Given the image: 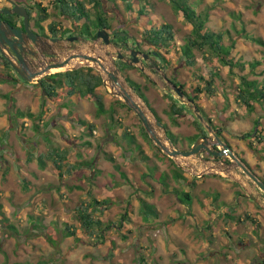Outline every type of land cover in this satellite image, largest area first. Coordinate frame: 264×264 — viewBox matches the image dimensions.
<instances>
[{
	"label": "rangeland",
	"instance_id": "1",
	"mask_svg": "<svg viewBox=\"0 0 264 264\" xmlns=\"http://www.w3.org/2000/svg\"><path fill=\"white\" fill-rule=\"evenodd\" d=\"M188 2L196 12L202 15L207 12L205 25L209 29L226 31L222 38L224 45L235 39L229 56L234 62L243 64V70L237 65L231 74L228 66L220 65L214 56L209 54L206 59L196 49L193 51L194 64L186 65L178 47L190 33L191 25L180 11H174L168 0H108L104 2L105 16L111 30L127 32L132 41L137 40L144 49L156 53L153 54L156 66L148 68L154 81L140 69L136 71L135 66L123 69V73L142 84L147 102L177 137V145L186 146L193 141L186 137L196 131L200 134L202 126L186 108L185 116L175 118V122L168 115L169 96L172 95L163 76H173L185 91H189L194 83L202 82L199 76L209 78V72L215 67L219 75L213 79L214 95L203 92L196 103L212 125L222 131L226 129L223 133L230 144L264 179V160L258 150L249 148L247 143L250 140L259 148L261 145L251 136L242 137L255 128L254 119L257 118L256 128L264 134L263 107L255 103L254 109L248 112L234 98L237 75L244 74L259 83L264 81V46L250 38H261L264 42V0ZM14 3L28 6L34 18L40 12L39 7H45L48 14L42 22L45 33L51 22L61 29L74 28L70 19L53 6V0H0V8H10ZM138 7H143L146 19L139 17ZM87 8L93 13L90 5L87 4ZM162 23L172 26L174 45L167 52L162 49L156 52L142 40V31ZM119 39L116 38L117 42ZM165 57L169 58L168 64ZM0 70L3 69L0 67ZM35 83L18 79L10 82L11 86H0V264H250L261 255L264 210L244 196L238 184L208 173L196 178L195 185L191 186L189 181L194 177L182 169L184 181L171 179L172 164L157 156L133 124V111L120 106L104 85L97 86L95 93L100 94L104 108L109 110L99 114L96 102L81 93L67 96L60 93L63 87L56 88L59 96L52 100ZM113 109L111 121L108 114ZM18 110L23 115H19ZM29 111L32 117L27 116ZM75 116L93 125L91 134ZM124 130L133 134L134 143L130 144L124 137ZM204 134H207L205 129ZM137 144L145 154H140ZM49 147L66 151L67 160L74 163L75 168L70 173L58 175L50 161L44 168L39 166L36 155L26 161L28 152L37 154ZM108 155L114 161H109ZM143 155H147V159ZM152 166L167 173L168 188L164 189L156 181V172L152 174L150 170ZM89 187L97 199L109 201L101 214H94L104 225H110L102 235L89 236L78 229L75 209L80 200L87 199ZM175 189L189 191L191 203L181 202ZM139 198L155 206L157 217L141 218ZM223 203L226 208L236 207L235 213L239 215L248 212L258 224L249 220L225 221L219 216L220 210L225 209ZM125 213L123 225L118 227ZM8 225L14 228L9 229ZM66 225L75 228L74 235H65Z\"/></svg>",
	"mask_w": 264,
	"mask_h": 264
},
{
	"label": "trees",
	"instance_id": "2",
	"mask_svg": "<svg viewBox=\"0 0 264 264\" xmlns=\"http://www.w3.org/2000/svg\"><path fill=\"white\" fill-rule=\"evenodd\" d=\"M105 1L108 0H53V6L58 9L59 13L68 19H70L71 25L74 27L73 30L70 28H64L61 29L58 25H56L55 22H51L47 25V30L49 31V36L52 37H58L63 38L68 35H82L86 38H95L96 31H99L101 29L104 30H110V24L108 23V20L106 18V9H105ZM171 7L176 12H181L186 22H188L191 25V31L186 36V39L184 43L178 47L180 49V57L183 58L184 63L186 65H193L195 62L194 57V50H199L202 53V56L206 59H208V55L211 54L214 56L220 65L228 66L229 72L233 74V68H235L237 65H239V69L243 70V64L236 63L232 60V58L229 56L230 49L233 47L235 43V39L231 40V43L229 45H224L222 43V38L224 35L225 30H213L209 29L205 23L208 19L207 12L203 15L200 12H196L192 5L188 2V0H168ZM87 4L90 5L93 9V13L89 11L87 8ZM38 6H40L38 4ZM127 7L130 8V4H127ZM47 9L45 7H39V13H36V17L33 19L35 26L42 31L44 35L46 33L44 32V27L42 25V22L48 17ZM117 14L121 15L118 9H115ZM30 15V13H28ZM138 14L140 18L146 19L147 15L145 14L143 7H138ZM93 15L92 19L90 16ZM14 15H8V14H2L0 15V18L4 21L10 22V18H12ZM13 24V23H12ZM70 31V33H68ZM118 35V34H117ZM142 37L148 45L152 46L153 49L158 52L159 49L164 50L165 52L168 51V48H171L174 45V31L172 29V26L166 23H162L160 25H151L149 27H146L142 31ZM244 35V34H243ZM48 36V35H47ZM245 35L244 37H246ZM118 37V36H117ZM119 38V37H118ZM252 41L256 42L259 45L264 46V42L261 38H253L250 37ZM121 39V38H120ZM158 54V53H157ZM5 62V59L0 56V61ZM164 60L168 64L169 58L165 57ZM117 67L120 69L121 73L126 78L127 82L132 86V88L140 95V97L146 102V97L142 91V88L140 87V84L134 81L129 75L123 73L124 68L127 67V65L122 66L118 62H115ZM254 64H252V67ZM123 68V69H122ZM214 70H211L209 72V78L203 77L202 75L199 76L200 80L199 83H194L193 87L190 90V93H187L183 89V85L180 84L179 88L183 89L184 93L189 97L190 100L197 101L200 94L203 92H206L208 96H213L215 93V86L213 84V79L219 75V72L216 70V68H213ZM238 82L234 84V90L235 100L241 104L246 111H252L254 109V104L258 103L260 106L263 107L264 110V81L259 83L256 79H248L244 74L237 75ZM17 79H13L11 75L8 74L5 70H0V83L2 82H15ZM173 84L177 85L175 82H172ZM179 83V82H178ZM37 84L42 88L44 91V94L46 97L57 100L58 95V88H62L64 90H61L60 93H64V95L72 96L77 95V93L83 94V97L90 99L94 102H96L97 105V112L100 113H106L109 109L104 108L103 101L101 99L100 94L95 93V88L99 85H102L101 78L98 75L96 71H94L91 67H83L79 68L73 71H65V72H56L50 75L45 76L42 79H39ZM57 88V89H56ZM169 96V95H168ZM120 106L125 107L129 109L125 104L120 102L117 99ZM169 106H168V115L172 116V120L175 122V118L179 117L183 111L184 107L177 102L173 97L169 96ZM149 105V103L147 104ZM197 105V103H196ZM200 112L201 108L199 105H197ZM155 116L161 120V118L157 115V113L154 111L153 108H150ZM131 110V109H129ZM116 111V110H115ZM19 115H23V112L17 111ZM113 111L108 114L109 120H113ZM204 116V114H202ZM27 116L32 117L33 113L28 112ZM77 118V121L80 125L86 126L89 134H91V130L93 128V125L90 123H87V121L80 119L79 117L75 116ZM205 117V116H204ZM258 119H254V125L255 128H253L250 132L245 133L242 135L243 138H249L250 136L261 145V148L258 146L253 145L252 141H248L247 145L249 148H254L256 151L258 150L261 159L264 160V134L261 135L259 131L257 130V123ZM197 121V120H196ZM209 124L211 125L210 121L208 120ZM198 123V121H197ZM133 124L139 128V131L141 132V135L149 141L153 149L156 151V154L159 158H162L163 160L169 161L173 169L171 172H169L171 179L181 182L184 181L183 177V171L173 162L172 159H170L168 156L164 155L156 146H154L149 139L148 135L144 131L143 127L140 124V121L136 117V115H133ZM257 124V125H256ZM199 127V126H198ZM257 127V128H256ZM35 128H37V125H35ZM164 128L166 130V133L168 137L171 139V141L177 145V137L171 132V130L166 129L165 125ZM200 128V127H199ZM202 134H204L203 129L200 128ZM125 134L124 137L128 139V142L130 144L134 143V136L132 133H129L128 131L124 130ZM193 138L194 137H189ZM87 144H89V141H86ZM136 148L140 152V154H145L144 150L141 148L139 144L136 145ZM36 155L37 162L40 167L44 168L47 161L51 162L52 167L57 171L58 175H62L64 172L70 173L73 168H75L74 163H70L67 160L66 151L61 152L60 148H47L45 151H40L37 154H34L33 151L27 153L26 161L29 162L34 156ZM109 161H114V158L111 155H108ZM144 159H147V155H143ZM62 166H66L65 169H62ZM114 167L116 169L119 168L117 164H114ZM153 172H156V181L163 186L164 189L169 187L170 180L168 179L167 173L165 171H159L156 166H152V169H150ZM120 173L125 177V174L120 171ZM165 175V176H164ZM197 177H194L192 181H189V184L191 186L195 185V179ZM198 179V178H197ZM25 184H27V180H22ZM264 181V180H263ZM188 182V181H187ZM175 194L177 198L183 202V203H191V197L189 191H185L183 189H175ZM86 196L87 199H82L77 204L75 209V216L77 218L80 230L89 235L92 236L94 234L102 235V232L104 229H107L110 227V225L106 224L104 225L102 223V220L95 216L94 214H101L105 209L106 205H108L109 201L103 199L99 200L97 199L93 192L92 188L89 187L86 190ZM218 196V194L216 195ZM215 195L213 196V200L216 201L217 197ZM245 196V195H244ZM223 205H225L223 203ZM219 205H216L218 207ZM230 208V209H229ZM1 209V204H0ZM237 210L236 207H227L226 210H223L219 213V216H222L225 221H235V222H243V221H251L252 224L257 225L258 222L256 219L251 217V215L248 212L243 213L242 215H239L235 213ZM1 211V210H0ZM138 213L140 214L141 218L143 220H147L150 216L157 217V210L155 206L147 202L145 199L139 198V208ZM125 214L121 215V222H119V226L123 225V221L125 219ZM2 220V219H0ZM3 222V221H2ZM36 226V224H33ZM9 229H13L14 227L11 225H8ZM75 228L72 227L70 229V225H66V236L74 235L75 234ZM8 233H11L8 232ZM109 256H112V253H108ZM251 264H264V249L259 255V257Z\"/></svg>",
	"mask_w": 264,
	"mask_h": 264
},
{
	"label": "water",
	"instance_id": "3",
	"mask_svg": "<svg viewBox=\"0 0 264 264\" xmlns=\"http://www.w3.org/2000/svg\"><path fill=\"white\" fill-rule=\"evenodd\" d=\"M1 14H16L23 19V28L20 29L0 18V55L22 80L37 83L39 79L56 72L91 67L100 76L107 92L133 111L152 144L172 159L180 169L197 177L212 173L231 180L243 189L248 199L264 210V181L218 135L217 130L205 120L194 101L163 76L172 97L196 116L207 133L197 137L188 149H178L168 137L161 120L155 116L113 62L116 58L123 59L122 50L111 41L106 30L97 31L93 39L84 36L51 38L32 32L28 22L29 14L23 5L2 7ZM128 52L132 59L127 63L137 66L154 81L153 74L138 59L139 52L133 49ZM152 54L156 55L154 52ZM140 55L144 60L148 59V54ZM203 152L225 158L226 161L204 159L201 156Z\"/></svg>",
	"mask_w": 264,
	"mask_h": 264
},
{
	"label": "flooded vegetation",
	"instance_id": "4",
	"mask_svg": "<svg viewBox=\"0 0 264 264\" xmlns=\"http://www.w3.org/2000/svg\"><path fill=\"white\" fill-rule=\"evenodd\" d=\"M14 4H16V3H14ZM21 3H19V5H20ZM21 5H23V6H25L26 8H27V12L28 13H30V15H29V18H28V22L29 23H31L30 25H29V27H30V29L32 30V32H34V33H36V34H39V35H44L43 33H42V31L41 30H39L38 28H34L33 27V25H35L34 24V17H33V15H32V13H31V10H30V8L28 7V6H26V5H24L23 3L21 4ZM12 6H13V4H12ZM11 6V7H12ZM10 7V8H11ZM8 8V7H7ZM2 15V14H1ZM8 15H14L12 18H10V24L11 25H13V26H15V27H18V28H20V29H22L23 28V19H22V17H20V16H18V15H16V14H8ZM33 21V22H32ZM7 22V21H6ZM9 23V22H8ZM13 23V24H12ZM107 31V33L109 34V36H110V39H111V41H113L116 45H118L119 46V48H120V50H122L121 51V53H122V56H123V59H115L116 60V62H118L120 65H122V66H124L125 67V65H127V67H125L124 69H125V71H126V69H129L130 67H132V66H135V65H129L127 62L128 61H130L131 59H132V56H131V54L128 52L130 49H133V50H135V51H137V52H139V54L137 55V57H138V59L140 60V61H142L143 62V64L145 65V67H147V68H150V69H152V68H154L156 65V61L157 60H155V58H154V56H153V52L151 51V50H149V49H144L141 45H140V43L137 41V40H133L132 41V37L131 36H129L128 35V33L127 32H123V31H114V30H106ZM46 35H44V36H47V37H51L52 38V36H49V31L48 30H46ZM121 33H124V35H121ZM118 34V35H117ZM69 36H82V35H68V36H65V37H63V38H67V37H69ZM120 38L121 36H122V38L121 39H119L118 37ZM130 37V38H129ZM55 38H58V37H55ZM116 38L117 39H119L120 41L119 42H117V40H116ZM129 40H131V41H129ZM148 46H150V45H148ZM140 53H146V54H148V59L147 60H144L142 57H141V55H140ZM1 56V55H0ZM2 57V56H1ZM8 65V63H7V61L5 60V62H3L2 60L0 61V67H1V69H3V70H5L6 72H8V74L9 75H11L12 76V78L13 79H21L20 77H18L17 75H16V73L14 72V70L12 69V68H10V67H8L7 66ZM155 65V66H154ZM123 69V68H122ZM136 71H139V68L137 67V66H135V68H134ZM120 70V69H119ZM44 78V77H43ZM171 82H175L177 85L176 86H178L179 87V85H180V83H178V81H176L175 80V78L173 77V76H171V77H169L168 78ZM16 80V81H17ZM22 80V79H21ZM22 82H24V80H22ZM142 85V84H141ZM140 85V87L143 89V87ZM183 90V89H182ZM184 92V91H183ZM187 93H190V90L189 91H186ZM145 95V94H144ZM146 97V96H145ZM147 100V99H146ZM194 103L196 104V102L194 101ZM197 106V105H196ZM149 107L150 108H152L151 107V105H149ZM155 111V110H154ZM202 111V110H201ZM184 112L185 111H183V113L178 117V119L179 118H183V116H185V114H184ZM203 113V112H202ZM205 115V114H204ZM205 117L208 119V120H210L209 118H208V116H206L205 115ZM161 122L163 123V125H165V127H166V129H169L168 128V126L166 125V123L161 119ZM210 123H211V121H210ZM211 125H212V123H211ZM213 126V128L215 129V130H217V133H218V135L221 137V138H223L227 143H228V145L231 147V149L233 150V151H235L236 153H237V155L252 169V171L254 172V173H256L261 179H262V176L260 175V173H259V171H258V169H256V167L253 165H251V164H249L247 161H246V159L239 153V152H237L236 151V149L230 144V142L227 140V138H226V136H225V134L223 133L224 131H226V129H223V131H222V128H220V127H217L216 125H212ZM170 130V129H169ZM204 132V131H203ZM227 132V131H226ZM202 135H206V134H202V132L199 134H197V131H196V133L194 134V135H192V136H187L186 137V139H188L189 137H194V140L192 141V142H194L195 140H196V138L197 137H199V136H202ZM185 140V139H184ZM192 142H189L186 146L184 145V144H182V145H177V146H179L178 148H182V149H188L189 148V146L191 145V143ZM178 144V143H177ZM216 147V146H215ZM217 148V147H216ZM201 156L204 158V159H207V160H220V161H226V159L225 158H221V157H217V156H213V155H211V154H209L208 152H203L202 154H201ZM184 173H189V172H184ZM205 175V174H204ZM204 175H202V176H204ZM202 176H200V177H202ZM192 177H197V176H194V175H192ZM262 180H264V179H262ZM221 212V211H220ZM251 264V263H250Z\"/></svg>",
	"mask_w": 264,
	"mask_h": 264
},
{
	"label": "crops",
	"instance_id": "5",
	"mask_svg": "<svg viewBox=\"0 0 264 264\" xmlns=\"http://www.w3.org/2000/svg\"><path fill=\"white\" fill-rule=\"evenodd\" d=\"M10 82H2V83H0V86H4L5 84H7V85H9V86H11V84H9ZM180 103V102H179ZM181 104V103H180ZM182 105V104H181ZM183 106V105H182ZM184 107V106H183ZM184 110H185V107H184ZM224 179V178H223ZM226 180H228V179H226ZM231 181V180H230ZM235 183V182H234ZM223 207H225V209L224 210H226L227 208H226V206L225 205H223ZM221 208V207H220ZM220 211H223L222 209L220 210ZM220 213V212H219Z\"/></svg>",
	"mask_w": 264,
	"mask_h": 264
},
{
	"label": "clouds",
	"instance_id": "6",
	"mask_svg": "<svg viewBox=\"0 0 264 264\" xmlns=\"http://www.w3.org/2000/svg\"><path fill=\"white\" fill-rule=\"evenodd\" d=\"M203 131H204V129H203ZM193 143V142H192ZM184 172H186V171H184ZM198 178V177H197Z\"/></svg>",
	"mask_w": 264,
	"mask_h": 264
}]
</instances>
